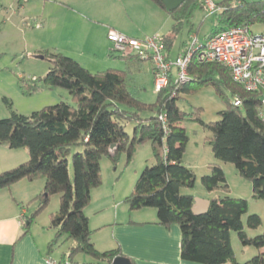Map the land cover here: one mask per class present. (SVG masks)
Listing matches in <instances>:
<instances>
[{
	"label": "trees",
	"instance_id": "trees-1",
	"mask_svg": "<svg viewBox=\"0 0 264 264\" xmlns=\"http://www.w3.org/2000/svg\"><path fill=\"white\" fill-rule=\"evenodd\" d=\"M150 1L164 10L172 22L168 33L160 37L167 57L191 7L202 9L206 7L205 0H184L173 12L165 10L160 0ZM235 3L224 1L215 7L221 8L216 28L204 40L227 28L246 27L251 33V27L255 25L264 28V1L236 0ZM190 37L191 33H188L187 41L181 42L178 55L186 52ZM42 56L51 66L44 77L31 78L28 92L35 90L36 83L41 82L47 88L68 91L74 105L60 102L28 116L11 111L10 117L0 119V144H6L11 150L27 149L29 155L26 162L0 173V190L20 180H44L43 189L35 198L38 201L36 210L26 217L25 233L50 196L58 194L59 209L51 215L49 224V229L54 230L48 244L49 252L64 240L72 242L66 256L72 262H77L78 256H84L85 262L111 264L115 257L123 256L118 248L105 252L95 248L84 209L90 202L91 191L101 185L100 159L105 156L115 164L125 152L130 161L135 145L150 142L154 164L142 170L132 193L124 199L129 211L153 208L159 225H178L183 261L264 264V253L243 263L237 262L231 246L230 234L234 232L241 246L264 248V231L252 237L246 233L245 228L255 230L261 225L257 214L248 215L244 225L246 200L229 196L212 198L207 211L195 215L191 211L193 196L181 193V189H192L195 184L193 171L182 162L188 137L181 125L185 121H195L211 133L209 145L214 157L232 163L238 174L251 182L252 197L264 200V122L256 110L260 93L247 92L235 84L229 70L222 65L199 62L193 55L187 66L189 80L178 86L170 77L167 86L157 92L156 101L147 105L127 90L122 71L108 69L90 73L61 53ZM120 58L129 63L142 61L134 55ZM209 85L221 97H225V90L233 98L238 97L242 104L236 107L233 100L227 101L225 109L218 113L219 120L205 124L199 118V110L186 116L176 106V100L180 93H190ZM172 93L174 96L171 97ZM144 112L153 114L142 117ZM161 115L164 121L159 120ZM127 119L134 124L131 138L121 124ZM75 146H81L82 151L71 156V181L68 157ZM112 146L115 150L110 155ZM200 181L209 193L217 189L228 192L225 174L218 165L210 166V174L202 176Z\"/></svg>",
	"mask_w": 264,
	"mask_h": 264
},
{
	"label": "rangeland",
	"instance_id": "rangeland-1",
	"mask_svg": "<svg viewBox=\"0 0 264 264\" xmlns=\"http://www.w3.org/2000/svg\"><path fill=\"white\" fill-rule=\"evenodd\" d=\"M66 0H0V119L10 117L11 111L28 116L32 112L39 111L45 107L56 105L60 102L73 106L71 96L68 91L61 88H47L37 82V88L30 93L31 78L40 79L46 75L50 68L47 58L36 59L37 55L49 53H66L71 59H77L74 55L73 46L79 48L83 43L86 28L90 25L82 22L80 17L65 13L64 9L55 3ZM70 4H74L68 0ZM87 4L82 8L84 17L106 23L120 34L143 39L145 37L167 34L171 28V20L167 13H156L150 0H78ZM216 6L224 1L235 5L236 0H209ZM246 3L264 0H243ZM206 2V0H205ZM194 5H197L195 2ZM93 7V9L90 8ZM204 8L191 7L187 20L183 23L179 36L176 38L170 57L173 59L182 41H187L188 33L195 36L198 43H203L206 36L215 30L217 15L221 8L210 10L205 3ZM160 10V9H158ZM264 28L259 25L251 27L253 34H262ZM83 37V38H82ZM102 50H97L92 54L94 63L87 60L79 61L82 66L88 68L90 73L106 71L108 69L122 71L125 76L127 90L135 96L137 100L144 104H153L157 98L154 89L152 65L148 60L140 62L125 61L120 58L118 52H111V44L104 36ZM188 44V43H187ZM72 48V50H70ZM181 50V49H180ZM64 51V52H61ZM78 51V50H77ZM78 62V61H77ZM89 63V64H88ZM184 84V83H183ZM177 85H181L177 83ZM177 86V88H178ZM224 96L212 86H203L190 93H180L176 100V106L186 116L199 110V118L205 124L214 123L219 120L218 113L225 109L226 103L232 102L233 96L224 90ZM174 96L172 93L171 97ZM153 113L144 112L142 117H149ZM121 124L124 131L132 137L134 124L130 120H123ZM185 129L188 141L183 154V164L189 167L195 175V184L192 189H181L183 195H192L200 198L209 194L211 198L229 196L247 201V212L243 216L245 220L248 215L257 214L261 218L260 231H264V200H257L252 197V184L242 178L236 171L232 163H225L216 159L209 145L211 133L195 121H185L182 125ZM27 149H18L17 152ZM81 146L71 148L68 157V170L70 180H73V169L71 156L76 152H81ZM24 163V162H23ZM154 164L153 151L150 142L135 145L130 161L127 155L122 152L115 164L107 157L100 159L101 185L99 192L113 195L116 198L125 199L132 193L135 182L145 167ZM218 165L225 174L228 192L217 189L214 192H207L201 185V177L210 174V166ZM42 180V179H38ZM44 181V180H43ZM95 190V189H94ZM94 191L93 194H97ZM96 192V193H95ZM38 201H25L24 206L28 208V215L36 210ZM59 209V195L50 196L47 205L38 211L32 221V225L38 232L41 227L54 235V230L49 229L51 215ZM146 211H154L153 208H144ZM148 215L140 219H148ZM139 219V218H136ZM249 233L250 230L245 228ZM47 234V233H45ZM42 235H44L42 233ZM231 243L237 255H241L243 247L239 243L234 232H231ZM72 245L71 241L62 240L53 249L54 256L61 252H67ZM80 257L77 260L80 261Z\"/></svg>",
	"mask_w": 264,
	"mask_h": 264
},
{
	"label": "crops",
	"instance_id": "crops-1",
	"mask_svg": "<svg viewBox=\"0 0 264 264\" xmlns=\"http://www.w3.org/2000/svg\"><path fill=\"white\" fill-rule=\"evenodd\" d=\"M71 1L74 4H70L68 0L55 4L64 9L65 13L74 14L76 18L80 17L78 19L90 25L86 28L84 38L82 37L84 43L79 48L73 46L74 55L78 57L72 58L77 60L80 66L82 63L79 58L92 64L95 62L92 54L95 55L97 50H102L105 43L104 36H107L109 30L118 31L108 27L104 22L85 18L82 8L87 4L81 2L79 6L77 3L80 1ZM151 5L157 9L156 13L159 15L161 12L157 11H164L153 3ZM90 8L94 10L93 7ZM180 49L181 47H178L174 58L181 52ZM167 58L174 59H171L170 53ZM28 158L26 150L17 152L9 149L6 144H0V173L26 162ZM43 186V179L20 180L0 190V264H44L47 256L55 260L66 258L70 247L67 252H61L57 256H54V251H48V244L53 236H50L43 226L42 232H38L31 222L28 231L25 233L24 230L26 217L31 214L28 215V208L24 206V202L36 201L35 198L42 191ZM97 189H100V186L91 191L90 202L84 209V214L92 231L91 240L99 252L118 248L120 254L127 257L132 264H196L183 261L180 257L181 233L178 225L172 224L168 227L159 225L154 211L139 209L130 212L124 199L104 194ZM94 191H98L97 194H93ZM211 199L209 194L195 199L193 197V206L199 211L207 209ZM145 213L149 216L148 219H140ZM246 233L252 237L260 234L261 231L257 228L250 230L249 233L246 230ZM232 249L239 263L247 261L258 253H264V248L260 250L243 248L241 255H237L233 246ZM78 257L82 259L79 261L76 258L77 262H85L84 256Z\"/></svg>",
	"mask_w": 264,
	"mask_h": 264
},
{
	"label": "built area",
	"instance_id": "built-area-1",
	"mask_svg": "<svg viewBox=\"0 0 264 264\" xmlns=\"http://www.w3.org/2000/svg\"><path fill=\"white\" fill-rule=\"evenodd\" d=\"M210 10L215 6L209 0L205 2ZM111 52L122 56L134 55L140 60H148L153 68V84L156 92L164 89L169 78L175 84L189 80L187 66L193 55L202 63H217L229 70L232 81L247 92L260 93L257 115L264 122V34L255 35L246 27L227 28L216 35L198 43L195 36L190 37V45L183 55L169 60L160 37L151 36L136 39L122 35L114 30L107 33ZM242 104L238 97L233 98V105ZM164 121V116H159ZM44 264H97L94 262H72L68 258L55 260L45 257Z\"/></svg>",
	"mask_w": 264,
	"mask_h": 264
},
{
	"label": "water",
	"instance_id": "water-1",
	"mask_svg": "<svg viewBox=\"0 0 264 264\" xmlns=\"http://www.w3.org/2000/svg\"><path fill=\"white\" fill-rule=\"evenodd\" d=\"M160 1L162 3L163 7L165 8V10H167L168 12L175 11L184 2V0H160ZM35 58L36 59H43V56L37 55V56H35ZM114 150H115L114 146L110 147V149H109L110 155H113ZM207 209L199 211L193 205L191 207V211L195 215L203 214L207 211ZM111 264H132V263L130 262V260L127 257L118 256L112 260Z\"/></svg>",
	"mask_w": 264,
	"mask_h": 264
}]
</instances>
